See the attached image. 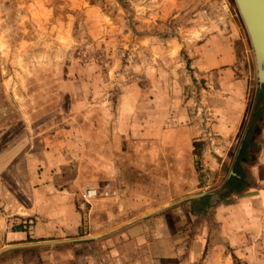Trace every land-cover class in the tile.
Wrapping results in <instances>:
<instances>
[{
    "label": "rangeland",
    "instance_id": "374dc122",
    "mask_svg": "<svg viewBox=\"0 0 264 264\" xmlns=\"http://www.w3.org/2000/svg\"><path fill=\"white\" fill-rule=\"evenodd\" d=\"M227 43L233 62L208 69L209 51ZM263 122L264 87L233 0H0V249L10 245L9 231L34 232L40 218L48 220L56 198L73 195L78 210L93 203L63 180L94 160L97 137L156 142L191 133L201 188L183 198L205 192L211 199L198 219L178 225L187 236L179 239L182 255L164 264H264L262 233L244 232L240 222L246 184L226 194L236 189L227 188L231 171L256 162ZM197 200L120 226L155 223ZM216 217L230 235H219ZM47 226L17 244L66 240L38 238ZM77 243L85 242L13 250L0 264H65L59 253ZM128 254L116 262L105 250L92 256L95 264L142 260Z\"/></svg>",
    "mask_w": 264,
    "mask_h": 264
},
{
    "label": "crops",
    "instance_id": "0c3cea01",
    "mask_svg": "<svg viewBox=\"0 0 264 264\" xmlns=\"http://www.w3.org/2000/svg\"><path fill=\"white\" fill-rule=\"evenodd\" d=\"M233 52V47L228 43L224 48L210 50L206 61L214 65H209L207 68L215 66L222 68L229 65L233 62ZM257 137H260L262 142H260L261 150L255 157L256 162L251 165L250 170L244 168L239 171L240 175L236 174L235 177L247 181L243 195L238 196V198L242 197L241 207L244 206V220L240 221L244 223V232L255 226L257 233H262L264 237V122ZM112 138L110 142V137L108 140L97 137L96 142L101 143V146L96 149L94 160L88 157L90 163L84 166L83 162L80 173L72 174L70 181L65 178L63 184L68 185L71 191H78L82 197L87 186L103 189L110 187L117 192V195L93 200L91 204H80L81 210L77 209L73 195L68 196L67 200L56 198L58 200L49 219L43 222L40 218L37 221L38 226L32 227L34 232H8L7 241L10 245L35 238L37 233H40V228L45 227V223L48 222L47 227L50 232L46 236L38 234V238L75 240L79 237H99L95 242L64 247L59 254L65 264H95L92 255L102 250H105L106 255L114 262L121 260L120 254L124 251H127L129 253L127 256L131 258L136 255L142 256V260H137L134 264H164L167 258L180 259L182 243H179V239L184 240L187 236L178 232V225H182L184 221L198 219L200 216L193 212L192 201L186 202L176 210L171 209L161 213L155 223L146 219L139 222L143 223L140 225H126L130 224L131 220H137L138 217L150 216L161 209H156L159 206L163 208V205H171L167 200L173 196L178 195L177 198H183L200 190L201 181L195 167L194 153V145L198 140H193L191 133L166 134L156 142L146 139L136 141L132 136L124 137L123 140L120 136ZM121 143L124 146L127 143L126 151H121ZM242 149L244 152V144ZM249 158L247 156L244 159ZM66 169L65 173H69ZM235 197L234 195L232 198ZM180 200L182 199L175 202ZM63 201L66 202V206L62 205ZM197 209L199 211L200 206H197ZM206 209L207 206L204 210ZM218 219V224H222L220 229H223L219 235L222 233L225 236L230 235L223 226L225 220ZM122 223L126 225L120 226ZM174 228L176 230H173ZM84 249H87L86 254L83 252ZM11 253L9 251L6 256L9 257ZM53 255L57 254L53 252ZM9 260H4L2 264H20L19 261L11 263L8 262Z\"/></svg>",
    "mask_w": 264,
    "mask_h": 264
},
{
    "label": "water",
    "instance_id": "95a60500",
    "mask_svg": "<svg viewBox=\"0 0 264 264\" xmlns=\"http://www.w3.org/2000/svg\"><path fill=\"white\" fill-rule=\"evenodd\" d=\"M237 8V11L244 24L245 31L247 33L249 43L254 55L256 78L260 88L264 87V0H233ZM232 176L236 174L231 171ZM207 194H202L182 199L178 202L172 203L169 206L164 207L162 210H166L172 206L180 204L189 200L202 199ZM161 210V211H162ZM95 240V238H80L75 240L55 241L47 243H34V244H16L7 245L0 250V256L6 252L24 249L29 247H35L40 245L60 244V243H72V242H87Z\"/></svg>",
    "mask_w": 264,
    "mask_h": 264
},
{
    "label": "trees",
    "instance_id": "16d2710c",
    "mask_svg": "<svg viewBox=\"0 0 264 264\" xmlns=\"http://www.w3.org/2000/svg\"><path fill=\"white\" fill-rule=\"evenodd\" d=\"M260 116H261V110H258V112H257V118H259ZM247 161H248V159H246V163H247ZM236 173H238V175H240L239 174V171L238 172L236 171ZM235 182H237V184H235L236 187H234L236 189L227 190L226 194L228 192H233V190H240L239 187L241 185L243 186V184H246V182L243 181V179H238L237 177H232V178H230V180L227 183V188H228V186H230L229 188H231V184H234ZM210 199H211V197L207 196V197L202 198L200 200L194 201L193 202V206H194L193 212L196 213V214H198V215H200L204 211V209L207 206V204L209 203V200ZM197 206H200V210L199 211L197 209Z\"/></svg>",
    "mask_w": 264,
    "mask_h": 264
},
{
    "label": "built area",
    "instance_id": "2783aa9c",
    "mask_svg": "<svg viewBox=\"0 0 264 264\" xmlns=\"http://www.w3.org/2000/svg\"><path fill=\"white\" fill-rule=\"evenodd\" d=\"M116 195L117 192L115 190H112L110 187H106L105 189H103L87 186L83 192V197L86 202H91L93 200H98L105 197H115Z\"/></svg>",
    "mask_w": 264,
    "mask_h": 264
},
{
    "label": "bare ground",
    "instance_id": "6f19581e",
    "mask_svg": "<svg viewBox=\"0 0 264 264\" xmlns=\"http://www.w3.org/2000/svg\"><path fill=\"white\" fill-rule=\"evenodd\" d=\"M241 20H242V19H241ZM258 85H259V84H258ZM259 87H260V86H259ZM193 197H194V196H193ZM168 206H169V205H168ZM164 207H166V206H164ZM164 207H163V208H164ZM163 208L159 209L158 211L154 212L153 214H155V213H157V212H160ZM86 238H93V239L95 238V239L97 240L99 237L91 236V237H86ZM1 249H2V248H1ZM1 249H0V250H1Z\"/></svg>",
    "mask_w": 264,
    "mask_h": 264
}]
</instances>
